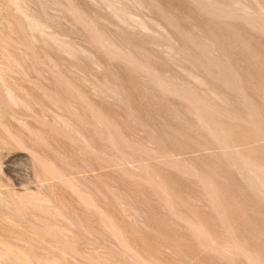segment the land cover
Wrapping results in <instances>:
<instances>
[{"label": "rangeland", "instance_id": "obj_1", "mask_svg": "<svg viewBox=\"0 0 264 264\" xmlns=\"http://www.w3.org/2000/svg\"><path fill=\"white\" fill-rule=\"evenodd\" d=\"M0 264H264V0H0Z\"/></svg>", "mask_w": 264, "mask_h": 264}]
</instances>
